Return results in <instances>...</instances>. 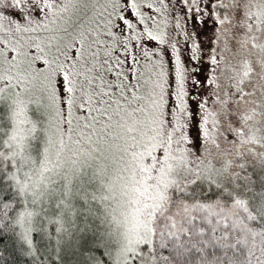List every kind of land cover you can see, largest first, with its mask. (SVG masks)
<instances>
[{
	"label": "snow or ice",
	"instance_id": "6c2138e0",
	"mask_svg": "<svg viewBox=\"0 0 264 264\" xmlns=\"http://www.w3.org/2000/svg\"><path fill=\"white\" fill-rule=\"evenodd\" d=\"M0 264H264V0H0Z\"/></svg>",
	"mask_w": 264,
	"mask_h": 264
}]
</instances>
